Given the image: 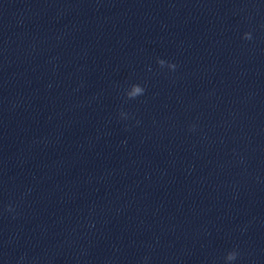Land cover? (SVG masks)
I'll return each instance as SVG.
<instances>
[{
	"label": "clouds",
	"instance_id": "clouds-1",
	"mask_svg": "<svg viewBox=\"0 0 264 264\" xmlns=\"http://www.w3.org/2000/svg\"><path fill=\"white\" fill-rule=\"evenodd\" d=\"M243 39L245 40H252L253 39V36H252V33L251 32H245L243 34ZM157 63L163 68L165 65L170 69V70H175L176 69V64L174 63H171V62H167L163 59H158L157 60ZM145 89L140 86L139 84H132L131 86V91H126V97L128 99H135L136 97L140 96V95H143ZM120 116L123 117V118H126L127 117V114L124 113L123 111L120 113ZM139 123V122H137ZM8 211H12V207L9 206L8 207ZM226 258L230 261H233L237 258V252L236 251H230Z\"/></svg>",
	"mask_w": 264,
	"mask_h": 264
}]
</instances>
